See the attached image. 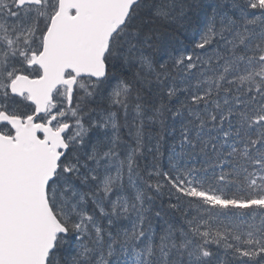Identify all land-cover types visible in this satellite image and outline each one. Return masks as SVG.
<instances>
[{"label": "snow or ice", "instance_id": "obj_1", "mask_svg": "<svg viewBox=\"0 0 264 264\" xmlns=\"http://www.w3.org/2000/svg\"><path fill=\"white\" fill-rule=\"evenodd\" d=\"M0 264H264V0H0Z\"/></svg>", "mask_w": 264, "mask_h": 264}]
</instances>
